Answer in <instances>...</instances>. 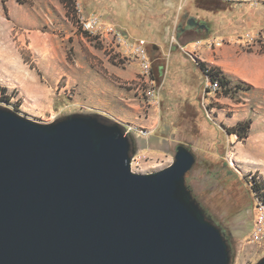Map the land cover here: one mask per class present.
I'll return each mask as SVG.
<instances>
[{"label":"rangeland","instance_id":"1","mask_svg":"<svg viewBox=\"0 0 264 264\" xmlns=\"http://www.w3.org/2000/svg\"><path fill=\"white\" fill-rule=\"evenodd\" d=\"M186 1L191 0H74L72 5L61 0H0V106L41 123L71 114L118 122L130 138L132 156H143L131 167L139 173L168 166L176 146H186L195 162L185 183L223 232L230 264H255L264 257V235L252 239L257 200L251 187L254 177L264 191V0L220 6L226 18L217 29L210 18L204 19L212 25L207 34H219L217 42L230 47L215 57L220 64L208 63L222 72L228 88L203 101L200 71L198 101L192 109L183 107L185 113L173 120L166 97L170 86L167 82L159 93L158 67H166L163 45L178 44L175 20L200 14ZM90 18H96L102 30L112 27L128 44L146 42L153 82L133 86L141 69L138 61L124 65L101 39L82 31L78 20ZM233 58L255 66L260 82L229 67ZM191 63L197 68L194 60ZM127 125L133 127L129 133ZM240 125H245L246 136L236 134Z\"/></svg>","mask_w":264,"mask_h":264},{"label":"water","instance_id":"2","mask_svg":"<svg viewBox=\"0 0 264 264\" xmlns=\"http://www.w3.org/2000/svg\"><path fill=\"white\" fill-rule=\"evenodd\" d=\"M131 150L118 122L0 106V264H230L185 183L194 154L177 145L168 166L139 173Z\"/></svg>","mask_w":264,"mask_h":264},{"label":"crops","instance_id":"3","mask_svg":"<svg viewBox=\"0 0 264 264\" xmlns=\"http://www.w3.org/2000/svg\"><path fill=\"white\" fill-rule=\"evenodd\" d=\"M188 2H190V8L194 9L197 7L198 11H200L198 17L200 16L201 18L196 17L197 15L194 14V17L185 18V21L179 22L178 19L175 20V23L178 24L176 27L178 38L176 39L180 48L177 47L178 44H168V46L164 44L162 51L167 56L166 67L164 65L158 67L161 79L159 93L161 94V91L165 89L167 82L170 86L166 97L170 98L169 115L173 120H177L180 117L179 114L183 115L185 113L183 107L188 106V108L192 109L195 106L198 101L197 95L201 91V69L195 61L197 68L194 67L191 63L192 60L187 58L184 53L192 54L197 59L214 65L220 64L219 61H222L215 57L218 54L227 53L226 51L230 48L228 45L221 44L220 41L217 42L221 38L219 34H215L212 37L207 34L211 30L212 25L210 26L204 20L210 18L213 27L217 29L222 20L226 18L223 8L219 12L220 6L224 7L230 1L202 0L203 5H200V2H196L199 5H195L193 3L195 2L194 0L186 1V4ZM231 7L233 8L234 6L231 5ZM170 34V32L166 34L167 40ZM176 53H179L180 57L175 56ZM232 60L235 63L238 62L236 58ZM220 99L225 100L227 98L223 97ZM175 130L179 131L180 125L177 124Z\"/></svg>","mask_w":264,"mask_h":264},{"label":"built area","instance_id":"4","mask_svg":"<svg viewBox=\"0 0 264 264\" xmlns=\"http://www.w3.org/2000/svg\"><path fill=\"white\" fill-rule=\"evenodd\" d=\"M224 1H234V0H224ZM78 26L85 33L90 36H94L95 40L101 39L104 48L107 49L115 59L123 62L124 65L129 64L132 60H136L139 63L140 71L135 80L133 81V86L141 87L144 83L153 82L151 78V67L149 63L146 42L143 39H140L133 44H128L124 42V37L116 32L112 27L102 30L98 25V20L96 18L90 19H80L78 20ZM125 44L128 47L121 49L120 45ZM189 57L197 63V58L194 55L188 54ZM203 73V87H204V96L203 101L210 96L216 97L217 94H223L228 88V84L222 83L219 76L212 75L209 67H207ZM215 100L217 98H214ZM133 129L132 125L126 126V133H129ZM140 133L145 134L146 131L143 129L139 130ZM143 158L142 155L134 154L131 157V167L133 163H136L139 159ZM137 164V163H136ZM256 208H257V218L254 224L252 239L260 240L264 235V203L256 198Z\"/></svg>","mask_w":264,"mask_h":264},{"label":"trees","instance_id":"5","mask_svg":"<svg viewBox=\"0 0 264 264\" xmlns=\"http://www.w3.org/2000/svg\"><path fill=\"white\" fill-rule=\"evenodd\" d=\"M61 1L63 3H65L66 5H69V4L72 5L74 3V0H61ZM197 64L200 67V69L203 71L207 67H209V70H210L212 75L219 76L222 83L228 84V80L226 79V77L222 74V72L218 68L211 66V65H208L207 63H205L204 61H201L199 59H197ZM236 87H239V85L237 84ZM235 130H236V134H239L242 137L246 136L245 131H244L245 125H240ZM228 131L232 132L229 129H228ZM258 182L259 181L256 178H254V177H253V179L251 178V187H252V190L254 192V196L256 198H258L261 202L264 203V191H262V187H261L260 183H258Z\"/></svg>","mask_w":264,"mask_h":264},{"label":"bare ground","instance_id":"6","mask_svg":"<svg viewBox=\"0 0 264 264\" xmlns=\"http://www.w3.org/2000/svg\"><path fill=\"white\" fill-rule=\"evenodd\" d=\"M241 60V59H240ZM244 60V59H243ZM226 61V60H225ZM238 63V62H237ZM233 62V60L231 62H227V64L231 65V68L236 72V73H239V74H242L244 76H246L247 78H252L255 82L259 83L260 82V79H261V75L257 72L258 70L255 69L256 67L255 66H252L251 64H249L248 61H242L239 62L238 64ZM258 141H254L252 142V144L254 145L255 149L257 151H259V145H258ZM246 149V148H245ZM249 149V148H248ZM255 151V150H254ZM263 151V150H262ZM245 154L247 156L250 157V153L249 151H245Z\"/></svg>","mask_w":264,"mask_h":264}]
</instances>
